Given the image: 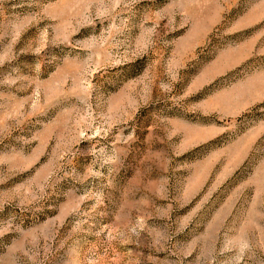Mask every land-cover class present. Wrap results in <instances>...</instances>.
<instances>
[{"label":"rangeland","instance_id":"rangeland-1","mask_svg":"<svg viewBox=\"0 0 264 264\" xmlns=\"http://www.w3.org/2000/svg\"><path fill=\"white\" fill-rule=\"evenodd\" d=\"M0 264H264V0H0Z\"/></svg>","mask_w":264,"mask_h":264}]
</instances>
